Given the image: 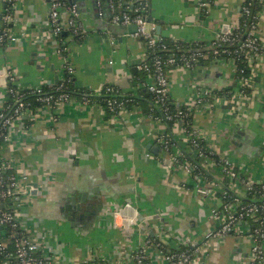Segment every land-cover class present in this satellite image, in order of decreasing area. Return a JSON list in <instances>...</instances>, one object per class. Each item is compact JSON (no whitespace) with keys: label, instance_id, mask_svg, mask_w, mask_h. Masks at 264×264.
I'll return each mask as SVG.
<instances>
[{"label":"crops","instance_id":"obj_1","mask_svg":"<svg viewBox=\"0 0 264 264\" xmlns=\"http://www.w3.org/2000/svg\"><path fill=\"white\" fill-rule=\"evenodd\" d=\"M207 1L203 12L198 0H149V22L155 25V35L206 45L223 29L239 25L243 0ZM97 2L106 5L103 0L75 3L84 34L75 38L63 32L61 44L49 32L47 1L18 0L5 25L1 17L8 5L0 0V30L6 26L17 37L16 42L0 44V109L6 100V71L13 72L20 90L50 89L66 76V65L73 70L76 91L99 94L113 85L121 94L139 99L119 115H109L96 103L85 104L75 95L73 101L55 109L42 106L35 113L33 109L10 128L0 154L7 172L21 183L24 196L12 210L39 245L41 255L48 258L47 264H127L143 238L157 239L175 250L200 241L215 226L210 214L214 198L197 194L191 177L173 168L160 149L152 150L158 148L153 138L157 125L145 117L147 100L138 93L145 91L141 83L146 77L138 70L146 55L143 40L95 16L100 7ZM258 9L264 49V0ZM251 75L249 102L195 108L191 124L210 152L230 156L248 178L260 181L264 179V56ZM167 76L168 99L182 107L193 104L197 83L216 91L238 88L230 61L173 67ZM172 138L177 142L175 153L189 149L180 132ZM217 173L208 162L204 177L213 179ZM26 184H35L37 194L31 196ZM222 190L216 188L217 198ZM125 205L131 207L125 215L142 222L139 233L135 227H118L121 221L115 214ZM0 242L8 244V240ZM250 246L247 233L229 235L212 241L202 261L249 264ZM148 255L150 264H164L152 248Z\"/></svg>","mask_w":264,"mask_h":264},{"label":"built area","instance_id":"obj_2","mask_svg":"<svg viewBox=\"0 0 264 264\" xmlns=\"http://www.w3.org/2000/svg\"><path fill=\"white\" fill-rule=\"evenodd\" d=\"M17 1L5 0L8 7L5 6L1 17L3 24L6 25L10 22V12H12L13 4ZM44 1L49 4L47 15L49 32L58 42L61 43L59 36L63 32H67L75 38L83 36L84 33L78 20V10L75 4L70 3L71 0ZM103 1H106L105 6H101L97 2V6L101 7L98 9L96 6L97 15L107 19V23L112 26L134 25L136 27L134 35L142 39L145 45L146 55L138 65V70L146 74V80L141 83V87L150 95L152 107L159 111L158 115L154 114L151 109L144 112L145 117L157 125L153 132L155 143L160 151L167 156L168 162L173 168L180 170L195 181L192 189L201 197H213L215 204L210 210L215 226L207 231L200 241L179 249L164 250L154 240L143 238V242L132 253L127 264H150L149 248H152V251L154 250L161 257L164 264H204L202 258L206 255L212 241L223 240L229 235L238 237L243 233H247L251 244L249 264H262L264 259V179L258 181L248 178L230 156L225 154L216 156L215 153L210 152L201 138L200 132L191 123H185V119L191 116V112L195 108L204 110L219 102L245 104L252 99L251 73L264 56L258 31V13H253L252 7L254 4L260 5L263 0H243L239 23L245 28V31L239 30L238 26L232 30L225 28L209 44H204L203 49L198 50H192V44L183 43L180 45L176 41H171L172 47L178 51V54L172 53L167 58H162L157 54L148 55V50L152 51L151 49L159 47L160 50H165L168 47V45L161 44V39L155 35V25L151 24L143 14L148 8L149 0H139L142 7L133 9L130 7L132 3L126 0ZM198 5L205 12L209 1L198 0ZM16 41L17 37L10 34L6 26L2 27L0 44L5 45ZM195 44L197 45V43ZM60 49L63 51L62 47ZM223 55H235L237 58H241L249 71L248 76L241 75L244 69H240L235 74L237 90H210L197 83L193 104L183 107L174 104L168 106L169 81L167 74L170 68L188 69L197 66L200 60L208 59H211L210 63L230 61L235 66V58H223ZM64 71L66 76L54 88L47 90L42 88L20 90L12 71H6L3 74L6 100L0 109V146L8 142L13 123L28 116L34 111L33 109H35L33 112L35 113L42 106L55 109L73 101L75 94L69 88L72 83L73 70L70 65H66ZM29 96L33 97L32 102L27 99ZM99 98H103L104 102L101 103ZM80 99L85 104L96 103L106 114L110 115H119L128 107L129 103L133 102V98L121 94L113 85L105 86L99 94L83 93L80 95ZM169 125L170 127H168ZM177 132L183 135L185 145H188L189 149L186 151L178 149L180 151L175 153L177 142L172 137ZM208 162H211L218 171L213 179L204 177ZM7 170V165L0 154V227L7 228V240L12 243L14 250L13 255L10 256L6 252L5 242H0V264H47L48 258L41 255L39 245L12 210V206L19 202L16 198L22 197L21 183L14 174L8 173ZM182 185L184 184L182 183L181 187ZM217 187L223 189L218 198L215 195ZM1 202H8V205L3 207ZM126 209H131V207L125 205L115 214L121 221L118 227L125 225L135 227L139 233L138 229L143 230L142 222H137L126 216ZM243 227L247 228V231ZM93 263L96 262L91 264Z\"/></svg>","mask_w":264,"mask_h":264},{"label":"trees","instance_id":"obj_3","mask_svg":"<svg viewBox=\"0 0 264 264\" xmlns=\"http://www.w3.org/2000/svg\"><path fill=\"white\" fill-rule=\"evenodd\" d=\"M127 2H131L132 5L130 6L132 9L133 8H141L142 7V4L139 0H126ZM66 4H68V2L66 1ZM259 5H253L252 7V12L253 13H256L259 9H258ZM146 12L143 13L145 18H147V20L149 21V12H148V8L145 9ZM241 23H239L238 27H239V30H242V31H245V28H243L241 25ZM241 27V29H240ZM60 38H63V33L60 34L59 36ZM179 43V42H178ZM161 44H165V45H168L167 49L165 50H160V47L159 48H155V49H151L152 51L148 50V55H152V54H157L159 56H161L162 58H167L170 54L174 53V54H178V51H176L173 47H172V42L171 40H163L161 39ZM180 45H182L183 43H179ZM204 48V44H192V50H198V49H203ZM231 49L233 47H230ZM149 56V57H150ZM223 58H235L236 59V64H235V74L238 73V71L240 69H244L243 73L241 74L242 76H248L249 75V71L246 69V64L243 62V60L241 58H237L235 55H230V56H226V55H223L222 56ZM210 60L211 59H208V60H200L197 65H200V64H204V63H210ZM144 77H146V74L145 73H141ZM69 88H70V91L73 92L75 95H78L80 96L81 94L83 93H86V94H89V92H85V91H76L74 90L73 86H72V83L69 85ZM143 89V88H142ZM44 90H47V89H44ZM227 90H231V88H227ZM227 90H224V91H227ZM140 91V92H139ZM138 93L141 94L142 96H144V98H146L147 102L145 103L147 105V109L146 111L148 110H152L154 114L158 115L159 114V111L156 109V108H153L152 107V102H151V97L149 94H146L145 91H142L139 89ZM129 98H133V102L129 103L128 104V107H132L133 104L135 102L139 103V99L136 98V97H132V96H129ZM29 101L32 102V99L33 97L29 96L27 98ZM100 102L103 103V98H99ZM167 104L168 106L170 107L171 106V101L168 99L167 101ZM110 115V114H109ZM191 116H188L187 119H185V123H191ZM170 127V125L168 126ZM174 142V141H173ZM180 148V147H179ZM184 148V147H183ZM182 148V149H183ZM181 149V148H180ZM181 149V150H182ZM192 162V161H190ZM2 203V206L3 207H6L8 205V202H1ZM7 228H3L2 231H0V241H6L7 240ZM152 240L155 241V243L157 245H159L160 247H162L164 250H168V248L166 246H164L160 241H158L157 239H153L151 238ZM5 247H6V252L9 253L10 256L13 255L14 253V250H13V246H12V243L10 241H8V244L6 243L5 244ZM88 264H91V263H88ZM93 264H100V263H93Z\"/></svg>","mask_w":264,"mask_h":264},{"label":"water","instance_id":"obj_4","mask_svg":"<svg viewBox=\"0 0 264 264\" xmlns=\"http://www.w3.org/2000/svg\"><path fill=\"white\" fill-rule=\"evenodd\" d=\"M78 1L81 2V1H83V0H71L70 3L75 4V3H77ZM79 6H80V5H79ZM76 7H77V5H76ZM94 8H95L94 12H95V14H96L97 9H96L95 6H94ZM95 16H97V14H96ZM111 26H112V25H111ZM113 27H120V26H113ZM121 28L126 29L129 33H135V31H136V27H135L134 25H129V26H127V27H121ZM156 32H157V34H159V32H160V27H157V28H156ZM64 34H65V33H64ZM235 137L237 138V137H239V136L236 134ZM157 149L159 150V147L157 148V147L155 146V147L152 148L153 152H156ZM26 185H27V186H26L25 188L30 190V191H29V194H30L31 196H34V195L37 194V190H36V188H34V187H36L35 184H26ZM83 195L86 196V194H83ZM16 199L19 200V202H20V199H21V198H16ZM81 200L84 202V201H85V197H82ZM76 208L79 209V206L77 205ZM0 231H2V227H0Z\"/></svg>","mask_w":264,"mask_h":264},{"label":"rangeland","instance_id":"obj_5","mask_svg":"<svg viewBox=\"0 0 264 264\" xmlns=\"http://www.w3.org/2000/svg\"><path fill=\"white\" fill-rule=\"evenodd\" d=\"M263 161H264V155H263ZM23 197H24V196H23ZM23 197H21V199H22Z\"/></svg>","mask_w":264,"mask_h":264}]
</instances>
